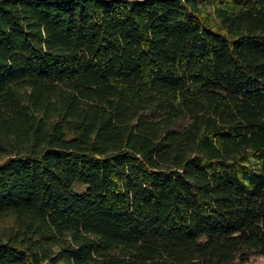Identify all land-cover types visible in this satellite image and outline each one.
<instances>
[{"label": "trees", "instance_id": "obj_1", "mask_svg": "<svg viewBox=\"0 0 264 264\" xmlns=\"http://www.w3.org/2000/svg\"><path fill=\"white\" fill-rule=\"evenodd\" d=\"M0 264L264 256V0H0Z\"/></svg>", "mask_w": 264, "mask_h": 264}, {"label": "rangeland", "instance_id": "obj_2", "mask_svg": "<svg viewBox=\"0 0 264 264\" xmlns=\"http://www.w3.org/2000/svg\"><path fill=\"white\" fill-rule=\"evenodd\" d=\"M5 158L4 155L0 154V162ZM247 264H264V256L257 253L251 252L248 256Z\"/></svg>", "mask_w": 264, "mask_h": 264}]
</instances>
